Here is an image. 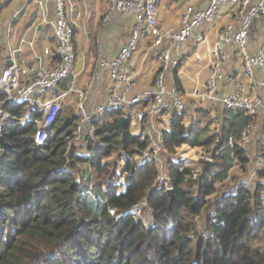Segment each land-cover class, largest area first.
<instances>
[{"label":"trees","instance_id":"1","mask_svg":"<svg viewBox=\"0 0 264 264\" xmlns=\"http://www.w3.org/2000/svg\"><path fill=\"white\" fill-rule=\"evenodd\" d=\"M24 107L7 109L19 114ZM172 112L162 131L172 195L156 185L153 160L133 159L147 139L132 134L128 123L119 128L118 108L96 117L95 137L82 153L73 146L67 155L66 136L75 126L67 117L43 145L31 139L34 122L7 124L2 134L10 146L0 150V264H264V246L252 244L264 226V182L251 187L243 179L219 193L216 181L227 169L222 153L213 164L223 160V170L210 165L196 179L187 177L193 165L175 157L176 147L208 145L214 137L199 139L183 124L184 111ZM232 148L246 165L244 149ZM113 153L125 158L127 183L120 190L112 177L116 165L106 159ZM77 162L94 169L103 198L92 199L93 185L75 181ZM143 201L147 221L135 212Z\"/></svg>","mask_w":264,"mask_h":264},{"label":"built area","instance_id":"2","mask_svg":"<svg viewBox=\"0 0 264 264\" xmlns=\"http://www.w3.org/2000/svg\"><path fill=\"white\" fill-rule=\"evenodd\" d=\"M106 1L107 9L104 19L118 12H127L133 16L131 32L117 53L110 57L102 56L97 59V70L107 69L110 79V86L104 100L88 104L92 79L84 87L77 89V99L74 104L76 123L71 133L66 136L67 155L70 151L72 152L73 146L78 147L77 151L82 153L85 150L86 140L95 137L96 117L109 109H123L126 112L129 111L128 115L134 116L139 122L150 120L142 130V137H146L147 144L133 154V159L137 162L153 160L158 169L156 185L166 189L172 188L165 173L163 137L161 133L156 132L153 120L165 110L182 111L186 104L178 85L174 82H167V73L178 66L182 44L189 39L202 41L204 39L202 24L213 22L221 7H233L239 15V24L235 27L232 23H227L218 31L215 48L217 56L210 66L204 94L212 99H218L225 108L242 110L249 115L264 111V99L259 95L249 94L243 85H238L221 96L216 94L218 80L222 77V62L226 57L225 44H232L238 48L246 75L251 76L255 69H259L260 83L264 85V35L254 52L249 49V31L253 20L261 17L264 27V0H205L204 5L200 6L195 5L196 0H188L180 18V26L176 29L162 30L157 27L159 0ZM54 8L55 18L50 22V26L55 41L54 53L57 55L55 65L51 67L40 65L35 68L13 60L9 65L0 69V93L2 94L0 133L9 123L25 124L32 121L35 128L31 139L37 145L45 144L51 136L58 118L62 96L66 92L51 98H41V96L71 72L76 56L73 41L74 26L69 19L68 0H54ZM145 36L151 39L153 45H159L165 41L167 45L158 54L160 66L154 78L150 97L143 101L141 94L133 92L136 81L127 60ZM92 78H95V74ZM18 103H25L24 109L19 114H13L7 109L9 105ZM139 103L141 106L137 107ZM35 109L38 110V116L33 115ZM121 115L128 116L124 112ZM252 136L251 120L244 124L238 135L227 136V142L230 145L238 144L244 149L249 164L253 161L252 153L248 151ZM0 150H2L1 147ZM216 154H219L218 149L205 154L199 165L192 166L187 177L196 179L202 172L205 160H212V156ZM106 159L111 162V166L116 165L118 176L112 177L117 189H123L127 183L125 158L113 153ZM251 172L254 174V169ZM75 181L83 182L80 171H75ZM93 184L94 178L88 186L92 187ZM141 203L144 204V201ZM114 211L113 207L109 208L110 213Z\"/></svg>","mask_w":264,"mask_h":264},{"label":"crops","instance_id":"3","mask_svg":"<svg viewBox=\"0 0 264 264\" xmlns=\"http://www.w3.org/2000/svg\"><path fill=\"white\" fill-rule=\"evenodd\" d=\"M188 0H159L157 27L178 28L180 18ZM69 19L74 28L73 41L76 56L72 70L54 87L47 90L41 98H51L66 92L62 96L58 118L62 122L66 117L71 119L69 111L73 109L77 99V89L84 87L90 79L92 85L89 90L88 104L104 100L110 86L107 69L97 70L99 57L113 56L129 37L133 23V16L127 12H118L104 19L107 9L106 0H68ZM205 0H196L195 5H204ZM55 18L54 0H0V69L14 60L32 67L54 66L57 55L54 53V38L50 22ZM227 23L235 27L239 24V15L235 8L223 6L218 11L213 22L202 24L204 35L202 41L189 39L180 48V61L176 68L167 73V82L178 85L185 100L182 122L186 128L195 129L199 139L213 135V142L208 145L186 144L194 155L175 156L184 159L186 164L192 165L197 154L195 151L205 146L219 147V154L224 153L227 169L221 174L224 178L216 181L220 184L232 182L231 188L246 176L239 169V160L233 153L232 145L227 142L230 134L238 135L244 124L251 120L254 139L264 141V111L249 115L242 110L228 109L218 99H212L204 94L206 80L210 66L217 56V33ZM262 35L264 27L261 17H256L249 31V49L254 52ZM167 45L163 42L153 45L149 37H143L138 48L129 56L127 64L134 73L136 85L134 93H139L143 101L150 97L155 75L160 66L159 52ZM226 57L222 62V77L218 80L216 94L221 96L243 85L249 94L259 95L264 99V85L260 83L261 73L255 69L253 75L244 73L243 61L238 48L232 44H225ZM95 74V78H92ZM203 95V96H202ZM142 101V103H143ZM141 106V103L137 107ZM128 115L129 111L120 109ZM37 112L38 110L35 109ZM172 110H165L153 120L156 132L162 134L169 128ZM121 115V114H120ZM76 116V115H75ZM150 120L137 121L134 116H127L129 131L142 136V130ZM76 123V118H74ZM224 136L226 138H224ZM220 138L219 143H215ZM251 144V143H249ZM182 145V144H181ZM180 146V145H179ZM179 146L176 147L179 148ZM251 146V145H248ZM214 167V171L224 169V161ZM192 163V164H191ZM233 176L234 179H232ZM243 176V178H242ZM230 187L223 188L228 190Z\"/></svg>","mask_w":264,"mask_h":264},{"label":"rangeland","instance_id":"4","mask_svg":"<svg viewBox=\"0 0 264 264\" xmlns=\"http://www.w3.org/2000/svg\"><path fill=\"white\" fill-rule=\"evenodd\" d=\"M69 116H71V121L74 120V118H76L75 116V113L73 111V109H71L69 111ZM57 124L59 125L60 123H62V117H59L57 119ZM254 137H256V134L254 135ZM253 137V140L251 139V146H248V151H251L252 153V164H249L248 162L246 163V165H244L243 161H240L239 162V166L237 167L239 169V171L236 173H241L242 172H245L246 176L242 178L247 182L249 183V186L252 187V185L254 183H257L258 181H263L264 182V175L263 176H259L258 174V169H263L264 170V157H259V154L262 153L263 148L262 145H264V141H261V140H257L254 139ZM187 144V143H186ZM184 143H182V145L179 146V148L176 149L175 151V156H180V157H184L186 156L187 159H190L191 156L194 155V152L190 151V148ZM211 146H205L204 148H202L201 150L202 151H199L197 149L194 150L195 151V154H197V158L195 160V162L192 164L193 166H197L199 165V163L203 160V156L205 154H209L211 153V149H210ZM219 154H216L214 156H212V163L210 164L211 166H217L215 163L213 164V162H215L217 160V156ZM223 156L224 153H223ZM76 171H80L82 176H83V183L84 184H87L89 185V183L91 182V180L95 177L96 175V172L94 171V169H92L91 167H88V164L86 162H78V164H76ZM209 165V166H210ZM214 166V167H215ZM213 167V169H214ZM254 169V174H252L251 170ZM234 177L236 176H233L232 179H234ZM231 183L232 182H229V181H226V182H223V183H219L217 182V188H218V192L220 193L222 191L223 188H226V187H230L231 186ZM89 195L92 199H101L103 198V191L101 190V188L95 183L93 184V188L89 191ZM101 198H99V197ZM214 195H212L213 197ZM264 197V195H263ZM263 203H264V199H263ZM135 212H136V215L138 217H141L143 220L147 221L149 218H150V215H149V210L147 207H145L143 205V203H140L138 205L135 206ZM199 221L201 222V219H202V216H199ZM252 244L253 246H259V247H263L264 246V226L261 230V233L260 235L255 238L253 241H252Z\"/></svg>","mask_w":264,"mask_h":264},{"label":"water","instance_id":"5","mask_svg":"<svg viewBox=\"0 0 264 264\" xmlns=\"http://www.w3.org/2000/svg\"><path fill=\"white\" fill-rule=\"evenodd\" d=\"M7 64H10V60L7 61ZM127 120V117L125 115H120L118 118V126L120 129L123 128V125L125 123V121ZM13 121V119H12ZM10 144L4 140V136L2 133H0V147L5 149L7 147H9ZM212 163V160H208L206 159L204 162V165L202 167V172L204 173L206 171V169L208 168V166ZM167 191L169 192L170 195H172V188L167 189Z\"/></svg>","mask_w":264,"mask_h":264}]
</instances>
